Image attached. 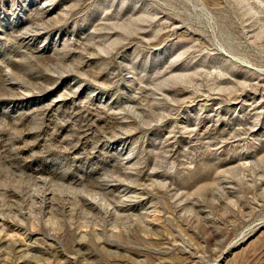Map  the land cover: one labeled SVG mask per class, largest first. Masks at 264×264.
<instances>
[{"label":"rangeland","instance_id":"1","mask_svg":"<svg viewBox=\"0 0 264 264\" xmlns=\"http://www.w3.org/2000/svg\"><path fill=\"white\" fill-rule=\"evenodd\" d=\"M0 264H264V0H0Z\"/></svg>","mask_w":264,"mask_h":264}]
</instances>
